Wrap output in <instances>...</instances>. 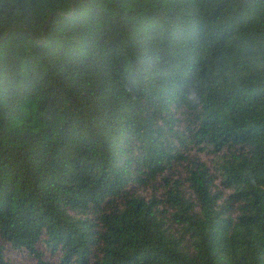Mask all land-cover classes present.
Returning <instances> with one entry per match:
<instances>
[{"label": "trees", "instance_id": "obj_1", "mask_svg": "<svg viewBox=\"0 0 264 264\" xmlns=\"http://www.w3.org/2000/svg\"><path fill=\"white\" fill-rule=\"evenodd\" d=\"M21 251L264 264V0H0V264Z\"/></svg>", "mask_w": 264, "mask_h": 264}, {"label": "rangeland", "instance_id": "obj_2", "mask_svg": "<svg viewBox=\"0 0 264 264\" xmlns=\"http://www.w3.org/2000/svg\"><path fill=\"white\" fill-rule=\"evenodd\" d=\"M185 121L187 122V118H185ZM181 137H183L180 133L178 136L170 135L168 141H169V145H172L174 147V150H176L177 148L182 149L184 148V145H180L179 143V139H181ZM175 145V146H174ZM177 145V147H176ZM180 164V163H178ZM14 255L15 259L13 260L14 264H35V260L32 259L31 257H29L25 252H17L15 254H11Z\"/></svg>", "mask_w": 264, "mask_h": 264}]
</instances>
